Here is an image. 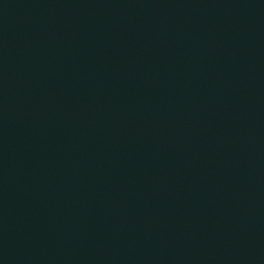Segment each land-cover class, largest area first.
<instances>
[{
    "label": "water",
    "instance_id": "obj_1",
    "mask_svg": "<svg viewBox=\"0 0 264 264\" xmlns=\"http://www.w3.org/2000/svg\"><path fill=\"white\" fill-rule=\"evenodd\" d=\"M0 264H264V0H0Z\"/></svg>",
    "mask_w": 264,
    "mask_h": 264
}]
</instances>
